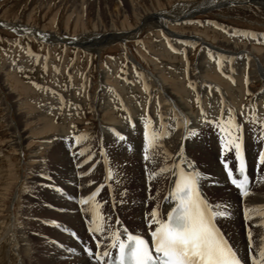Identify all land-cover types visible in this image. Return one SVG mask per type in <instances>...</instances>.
<instances>
[{
    "label": "rangeland",
    "instance_id": "1",
    "mask_svg": "<svg viewBox=\"0 0 264 264\" xmlns=\"http://www.w3.org/2000/svg\"><path fill=\"white\" fill-rule=\"evenodd\" d=\"M191 1L196 0H0V24L4 23L3 26L0 25V175H2V179L0 176V264H28L30 254L32 253L31 256L34 255L36 258L38 250H41L39 237L45 234L44 221L41 223L42 219L38 220L36 213L29 212V214L25 213L27 214L25 216L22 215L25 206L40 196L39 187L47 188L50 185L62 188L65 201L80 207L78 214L84 221L82 230L89 235L93 204L96 205L98 218L110 224L113 218H118L117 221H119L121 215L125 214L123 206L130 203L129 200L134 197L132 192L136 189L144 196L147 194L145 188H152V190L148 189V195L151 197L148 200H153V196L157 194L155 203L162 197L161 192L167 172L161 173V162H169L167 164L170 168L173 149L176 146V141L172 140L176 138L173 131L177 133L178 130L172 128L169 129L170 132L167 130L160 132L151 123L152 114L159 117V110L165 108V111H169L168 108L170 109L172 105L170 101H166L158 104L157 108L153 106L155 101L152 100L159 101V96L158 99L152 98L156 89L150 80L144 87L135 80L132 74L133 71L134 74L137 73L134 69H139L138 65L143 68V72L160 73L168 86L171 89L175 88L172 92L182 97L185 102L189 98L188 95H191L189 99L192 97L190 103L192 113L193 111L194 113L207 111L208 108L207 100L209 99L202 93V90L204 91L202 79L211 82L205 84L222 89L221 91L226 96L225 99L230 101L235 108L251 103L254 94L263 89L264 80H259L251 74L253 69L250 66L244 67L238 75L239 78L237 77L238 79L234 82H230V79H234L237 74L235 64L219 66L227 72L228 77L226 73L219 69L216 70V65H210L213 71L210 69L203 78V73H200L197 65L203 49L202 44L189 41V45L185 41L187 46L184 45L183 51H176V49L173 51L169 49L168 44L174 40L165 38L163 31L149 27L143 28L136 37L126 42L118 41L105 45L99 52L86 49L82 43V46H79L77 45V43L80 44L79 42L71 43L67 39L63 40V37L69 39L82 34H101L103 30L99 27L103 26L108 29L110 23H114L117 29H132L141 24L138 17L146 11L168 12L182 8ZM228 1H224L228 2L227 4L220 6L218 4L217 7L213 6L197 12L190 21L171 22L169 23L170 28L186 35L204 37L217 47H222L224 43H233L232 45L255 49L258 57L264 55V7L252 2L230 3L231 1ZM6 23L10 26L19 24L27 28L42 30L47 36L18 33L10 27H4ZM56 35L59 39H54ZM205 56L207 57L208 54ZM128 58L132 59L133 63ZM103 78L106 83H109L108 91L110 92L104 89L106 93L98 106L108 107L102 116H98L91 111V108L94 107L95 96L98 95L99 85ZM4 82L9 84L12 91L7 90ZM133 85L135 87L132 89ZM229 85L234 92L231 91ZM156 93L158 95V92ZM197 93L200 94L199 97ZM132 96H134L133 99ZM146 98H149L148 101ZM128 100L130 102L127 103ZM235 103L237 106H234ZM260 104L264 106V100ZM46 105L47 107H44ZM217 108L216 111H219L220 106ZM218 111L219 117L211 121L219 123L225 132L221 134L213 124L202 131L201 135L206 133L203 144L201 143L202 136L198 137V142L202 144L205 152L208 155L212 154L213 158L214 144L210 138L211 132L215 138L221 134L220 138L226 139L227 130L233 126L229 122L239 123L237 120L227 118L229 115L233 116L229 113L230 111L226 113V116V109H224L223 117H221L222 112ZM144 113L148 115L144 116ZM237 114L240 116L238 112ZM124 118L129 119L126 122L128 126L125 127L127 131L122 133L126 136V141L121 143L116 139L115 129L117 124H125ZM165 119L174 122L177 115L167 114ZM241 120L249 123L251 119L241 118ZM10 121H14L15 125L14 123L12 125ZM146 123H148L150 133L154 132L156 135L155 141L148 146V152L150 151L147 153L148 161L144 160L142 138L143 126ZM244 128L249 132L245 143L247 152L251 151V141L254 139L258 140V146L264 150L263 138L251 134L252 126ZM16 133L25 138L20 147L14 142L13 137ZM99 135L103 139L99 138ZM158 147L163 149L157 151ZM206 147H209V152L206 151ZM155 148H157L156 151ZM80 153L84 155L81 156ZM9 159L12 160L10 164ZM198 165H200L199 162ZM262 165L264 164L260 163V167L257 168V174L262 173ZM9 170L13 172L14 180L9 179L11 175ZM70 176L71 179L68 178ZM259 181L253 184L251 195L253 199L262 198L259 197L262 192L264 195V184ZM94 184L98 185L99 190L92 203L79 205L75 202L85 198L95 186ZM14 186L17 187L18 196L10 201L9 193ZM159 189L161 192L157 193ZM40 201L38 198L37 204ZM219 208L217 211L221 212L223 209ZM263 209L264 206H261L260 210ZM86 212L88 214H85ZM243 214L246 215L244 221L248 223L247 211L243 210ZM54 218L47 224L48 228L53 227L58 230L54 224L59 223L63 226L62 228L58 225L61 227L60 233L70 236L75 242H81L83 238L80 239V232L70 225L69 221L58 218L57 215ZM13 221L17 225L26 224L28 229L26 228L21 235V232L10 228ZM245 228L248 229L249 225L247 224ZM14 233L17 234L14 235ZM70 233H75V237ZM247 234L245 237L248 240ZM81 243L89 242L83 240ZM54 244L58 247L62 243L54 241ZM60 247L63 246L60 245Z\"/></svg>",
    "mask_w": 264,
    "mask_h": 264
},
{
    "label": "bare ground",
    "instance_id": "2",
    "mask_svg": "<svg viewBox=\"0 0 264 264\" xmlns=\"http://www.w3.org/2000/svg\"><path fill=\"white\" fill-rule=\"evenodd\" d=\"M224 1H228V0H196V1H191L187 4H185L182 8L179 7L175 10L172 9V11H168V12L146 11L143 14L140 13L141 15H140V17H138L140 19L141 24L132 28V29H117V27L114 23H110V25L108 26V29H105L103 26L99 27V29L103 30V32L101 34H93V33L92 34L91 33L90 34H82L81 36H77V37L73 36L69 39L67 37H63V40L67 39L71 43L79 42L80 44L77 43V45L82 46L81 45V43H82L86 47V49L87 48H88V50L94 49V51L99 52L100 49L102 47H104L105 45H109L111 43H116L118 41L126 42L128 39H131L132 37L133 38L136 37L142 31L143 28L146 29V27H149L150 29H157L159 31H163V33L166 36L165 38L173 39L174 41H172L170 44H168L169 49H171L173 51H175V49H176V51H180V50L183 51V48H185V46H187L185 41L187 42V44H189V41H193L194 43L202 44L203 49L201 51L200 60L198 61L197 65H198L200 73H203V76H202L203 78H204V74L207 73L208 71H210V69L212 68L210 65H212V66L216 65L217 66L216 70L219 69L223 73H226V75L228 77L227 72L223 71L222 68H219V66H222L223 64H235V65H237L236 66L237 74L235 75L234 79L231 80L229 78L230 82H232V81L234 82L235 80H237L239 78L238 75L241 72V70L244 67H248V66L252 67V69H253V71L250 70L251 74H254L257 77V79H259V80H264V55L260 56L262 54L261 53L259 55L260 57H258L256 54L258 52L255 49L248 47V46L232 45L233 43L232 44L224 43L222 45V47H217V46L213 45V43H211L207 39H205L204 37L195 36L193 34H192L193 36H190V34L186 35V34L171 30L169 23H171V22L181 23V22L190 21L192 16L194 14H196L197 12L207 10L208 8L213 7V6L217 7L218 4H219V6L224 5V4H227L229 2L228 1L227 3H225ZM230 1H231L230 3H234V2L235 3L236 2L251 3L252 2L254 4L256 3V4L261 5V7L262 6L264 7V0H230ZM221 3H223V4H221ZM132 9H134V8L132 7ZM96 18L98 20V17H96ZM3 24L4 23H1L0 25L3 26ZM5 26L10 27V29H12V30L14 29L18 33L24 32L26 34L30 33V34H35V35L41 36V37L47 36V35H45V33L42 30L27 28L26 26L19 25V24L13 25L14 28H12L13 26L12 25L10 26L9 23H6L4 25V27ZM57 36L58 35H56L54 37V39H59ZM73 38H75V39H73ZM60 39H61V37H60ZM54 41H56V40H54ZM166 43H168V42H166ZM205 54H208V56L206 57ZM128 59L131 63H133L132 59H130V58H128ZM204 59L205 60L208 59V61H205ZM160 61H161V59H160ZM138 67H139V69H134L137 71V73L134 74V71H133V74H132L133 77L135 76V80H137V82L140 83L143 87H144V85H147V83H149L148 80H150L152 82V84L154 83V87H155L156 91H155V95H153L152 98H154V97L157 98L159 96V101L153 99L152 101L153 102L155 101V103H154L155 105H153V106H156V108H157L158 104H160L162 102H166V101H170L171 105H172L170 107V109L168 108L169 111H165V108L162 110H159L160 111V112L158 111L159 112L158 116L160 115L159 117L154 116V114L151 113L153 116V118H152V116L150 115V117L152 118L151 123L155 126L156 130H158L160 132L163 130H167L168 132H170L169 129H172V128H176L179 131V132L177 131V133L176 132L174 133V131H173V135L176 138H174V139L172 138V140L176 141L175 142L176 146L173 149V155L171 157L172 161L169 164L170 168H168V164H167L169 162H166V161H165L166 163H163L164 161L161 162L162 163V166L160 167V168H162L161 173L163 174L164 172H167V178H166L164 186H163V191L161 192L160 189L157 191V193H160V192L162 193V197H160L158 202L155 203L157 200L156 199L157 194L153 196V200L152 199H151V201L148 200V198L150 197V195H148L149 194L148 189L152 190V188L146 187L145 192L147 194H145L144 196H142L141 192L138 191V189H136L135 191L132 192L134 194V197L131 200H129L130 203L125 204L123 206V208H124L123 213L125 212V214L121 215L122 217L120 218L119 221H117L118 218H113L112 223L107 224V222L104 221L102 218H98L95 222H92V220H90V222H91V224H89L91 226V227H89L90 230L93 228L100 227L102 229V231L97 232V233H92L90 231V235H89V234H87V232H85V230L84 231L82 230V225H83L84 221L82 220V217L79 216V214H78V210H80V207L73 206V205L67 203V201H65V198H64L65 197L64 191H63V195H59L53 191V187L50 185L47 188L43 187V186L39 187L40 196L38 198L41 200L40 203L37 204L38 198L33 199L30 203H28L27 206H25V208L23 209L24 212L22 213V215H24V216L27 215L25 213H28V214H29V212L30 213H36V215H38L37 219L38 220L42 219L41 223L44 221V226H45L44 227L45 228V230H44L45 234L42 235L43 234V232H42L41 233L42 236L39 237V241H41V245L39 243L41 250H38L36 258L34 255L31 256L32 253L30 254V259H28V261H30V262L28 264H98L97 260L94 258L95 253L97 251H99L100 255L103 256V253L105 250H107L110 253L112 260H114L117 250L111 247V243H112L111 237L113 236V234L119 233L121 236V239H123L125 241L127 239V234L138 235L141 237H150L151 231L154 230V228H155V224L152 223L151 213L153 211H157L158 218H166V213L170 210V207L174 206L172 201L169 199V196H170V193L172 191H174V181L177 178L179 171H181L182 166L184 167V169L191 171L193 169L194 165H195V171L200 173L199 181H198L199 189H200L202 195L204 196V198H206V200L209 202V207L213 208V210H215V211H217V208L220 207L219 209H221V208L223 209L221 212H225L226 214H230L228 219L221 221L219 224V226L222 229V232L226 233V238L229 240V243L232 246H234V250L237 252L239 257L243 258V260L246 261L247 264H250V260H249L250 252L248 249V243H247L248 240L245 237L246 233H248L249 231L252 233V237H251L252 247H253L255 254H258L259 246H264V216H263L264 209L260 210L261 206H264V199H263L264 195H262L263 194V192H262V194H259V197H262V198L253 199L251 197L254 182L260 180L259 182H261V184H264V175H263L264 174V165L261 166V171L263 174L262 173L257 174L256 170H257V168L260 167V163L258 162V156L257 155L261 151L262 148H261V146H258V140L254 139L253 141H251V143H252L251 151L248 150V152H247V146L245 145V143H246V139H247V134H249V132H248V130L245 131L244 127L245 126H252V129L250 131L251 134L255 135V136H261L264 140V125H263L264 124V106H262L260 104V102L264 100V87L258 93L255 92L256 94H254L253 100L251 101V103L244 105L242 107L235 108V107H233V105L230 104V101H227V99H225L226 96H224L223 92L221 91L222 89L220 90V88H215L211 85H207L205 83L208 81L205 79H202L204 81V82H202V87H204L203 88L204 91L202 90V93H204L205 94L204 96L209 99V100H207L208 101V108L206 109L207 111H205V110L204 111H197V113L196 112L194 113V111H193V113H192L191 112V106H190L191 105L190 103L192 101L191 100L192 97H191V99H189L191 95L187 94L189 98L186 100V102H187L186 103L182 99V97H180V96L176 95L174 92H172V89H175V88L173 87L171 89L168 86L165 79L161 76L160 73H157V74L154 73L153 74L150 72H145V71L143 72V70H142L143 68L140 65H138ZM171 67H173V66H171ZM223 69H224V67H223ZM179 71H181V70H179ZM211 71H213V70L211 69ZM180 74L181 73L179 72V76H180ZM198 74H199V72H198ZM102 77H104V76L102 75ZM192 81L194 82V80H192ZM208 83H211V82H208ZM3 84L7 88V90L12 91L8 83L4 82ZM108 84L109 83H106L104 81V78H103V80L100 82V85H99V91L97 92L98 95L95 96L96 98L94 100L95 101L94 107L91 108V111H93L98 116H102V114L106 111V108L108 107V106L105 107L106 105L105 106L103 105L104 107L102 105L98 106L99 102H102L101 98L104 96V93H106V91L109 90ZM135 84H137V83L135 82ZM179 85H181V84H179ZM192 86H194V85H192ZM134 87L135 86L133 85L132 89ZM146 87H148V86H146ZM152 87H153V85H152ZM194 87L196 88V86H194ZM194 87H191V88L194 89ZM104 89H107V90L104 92ZM128 89H129V87H128ZM230 89L232 92H234V89L232 87ZM200 90H201V88H200ZM108 92H110V91H108ZM150 92H151V90H150ZM156 92H158V95H156L157 94ZM185 93H183V95ZM202 93H201V95H202ZM127 94H129V93H127ZM241 94L243 95V93H241ZM149 95H150V93H149ZM151 95H152V93H151ZM196 95L199 97L200 94L198 95V93H197ZM127 96H129V95H127ZM133 97L134 96H132V99H133ZM230 97L232 98V96H230ZM230 97H228V98H230ZM194 98H193V100H194ZM148 99H147V101H148ZM199 99L201 100V98H199ZM199 99H196V100H199ZM105 101H107V100H105ZM128 102H130V101L128 100L127 103ZM202 102H204V100ZM204 103L206 104V102H204ZM109 104H110V102H109ZM132 104H133V102H132ZM235 105H236V103L234 104V106ZM92 106H93V104H92ZM217 106H220L219 111L218 110L217 111L222 112L221 117H223L224 109H226L225 114L228 111H230L229 113L233 114V116L229 115L227 118L231 119V120L234 119V121L235 120L239 121V123L243 127V140H244L245 155H246V160H247V169H248V173L250 174L251 179H252V185H251L250 191L243 198H241V196L239 195L238 190L229 183V181L226 178L225 172L222 170V167H221L219 161L217 160V156L219 153V140H222L220 138L221 134H219L220 136L215 138V137H213V132H211L210 138L212 140V143L214 144V146H213L214 158L212 157V154L208 155L205 152V150L201 154H199L195 157H191L189 155L183 154L182 149L178 147V146H182L185 144L186 138L191 136L192 132H198L199 137H200V135L202 134V131L206 130V128H208L210 126L209 124L205 123V120L211 121V120H215L216 117H219V115H217V111H216V109H218ZM44 107H47V105ZM200 107H201V104H200ZM124 109H125V107H124ZM145 110H146V108H145ZM121 111H123V110H121ZM237 112L239 113L240 116H238ZM172 113L177 115V119L174 122L167 121L165 119V115L172 114ZM219 114L221 115V113H219ZM127 115H128V113H127ZM145 115H146V113H144V116ZM131 116H137V115H131ZM226 116H227V114H226ZM168 117H170V116H168ZM240 117L242 119H251V120L249 123L243 122V120H241ZM128 119L127 118L125 119V124H121V125L117 124L116 125V129H115L116 133L117 132L125 133V130H126L125 127L127 125L126 122L128 121ZM147 122H148V120H147ZM10 123H12V125H13L14 121H10ZM146 124H148V123H146ZM261 124L263 126H261ZM14 125H15V123H14ZM110 129H112V128L110 127ZM254 129H255V131H254ZM102 130H100V131H102ZM201 136H202L201 143L203 144L204 140L206 139V133L204 135H201ZM13 138H14V142L17 143V146H19V147L22 146L23 140L25 139L23 137V135L16 133V135L14 134ZM99 138H101L100 135H99ZM101 139H103V138H101ZM202 144H201V146H202ZM158 148L159 149L157 151H159L160 149H163L161 147H158ZM156 149L157 148H155V151H156ZM206 151L209 152V147H206ZM161 153H163V152H161ZM152 155L154 156L155 154H152ZM158 155L159 154H157V156ZM161 155H163V154H161ZM159 157H160V155H159ZM126 159H128V158H126ZM221 159H222V157H221ZM11 161L12 160L9 159V164ZM197 161L199 162L200 165H198ZM153 162H155V161H153ZM117 163H119V162H117ZM217 163H218L219 168L217 166ZM9 164H8V166H9ZM37 166L40 167L39 165H37ZM87 167H89V166H87ZM115 167H117V166H115ZM153 167H154V165H153ZM12 169L14 170V168H12ZM167 169H170V170H167ZM7 171H8V169H7ZM123 171H124V169H123ZM101 172H103V171H101ZM125 172H126V170H125ZM92 173H93L92 178L94 180V177H93L94 171ZM9 174H11L9 176V179L14 180L13 172L10 171ZM58 175H60V173H58ZM95 175H96V173H95ZM0 176L2 179V175H0ZM160 176L161 175H159V177ZM97 177H99V176L97 175ZM131 177H132V175H131ZM157 177H158V175H157ZM90 181H91V179H90ZM151 182H153V181H151ZM97 186L98 185H95L93 188H91L90 191L88 189L89 192L86 194V197L91 195L93 192L98 193L99 187H97ZM156 186H157V188H159L158 185H156ZM261 186H263V185H261ZM153 187H154V185H153ZM16 188L17 187H15V186H14V189L11 188V191L9 193V195H10L9 200L10 201L18 196L17 195L18 191L16 190ZM142 188H143V186H142ZM222 189H224V191ZM96 196H97V194L95 196H93V199L94 198L96 199ZM212 198H214V199H212ZM243 210H246L247 214L249 216L248 223L244 221V218L246 215L243 214ZM217 212L219 213V211H217ZM56 215L58 218H64L65 220L69 221V224L72 225L74 228H76L80 232L79 233L80 239L83 238V239H81L82 241L85 240L86 242H89V243H81L80 241L75 242L70 236H65V234L60 233L61 227L63 228V226L60 225L59 223H57L59 226H61V227L57 226L59 231L56 229H53V227L48 228L47 224H49L52 221V219L54 218V216H56ZM217 219H219V217H217ZM10 220H12V219H10ZM62 223L64 224V222H62ZM247 224L249 225L248 229L245 228L247 226ZM9 227H10V225H9ZM10 228L11 229L14 228V230L16 229L17 232H21V235H22V232H25L27 226H26V224L17 225L16 222L14 223V221H13V224H11ZM42 229H43V227H42ZM132 229H134V230L131 231ZM14 230H12V231H14ZM86 230H87V228H86ZM16 234L14 233V235H16ZM24 236H27V235H24ZM89 236H92V237L89 238ZM19 237H20V235L18 236V238ZM54 241L61 242L62 244H60V245H62L63 247L61 248L60 245L57 247L54 244ZM98 243L100 245L99 249H97ZM85 246H87L88 248H90L93 251L92 257H90L84 251ZM102 264H107V258H105L102 261Z\"/></svg>",
    "mask_w": 264,
    "mask_h": 264
},
{
    "label": "snow or ice",
    "instance_id": "3",
    "mask_svg": "<svg viewBox=\"0 0 264 264\" xmlns=\"http://www.w3.org/2000/svg\"><path fill=\"white\" fill-rule=\"evenodd\" d=\"M205 123L215 124L221 134L225 132L219 123L207 120ZM229 123L233 126L227 130L226 139L219 140L217 160L229 183L238 190L239 195L243 198L247 195L246 190L249 189L251 183L246 172L243 128L238 122L230 121ZM198 137V132H192L191 136L186 138L185 144L178 146L182 149L183 154L195 157L204 151L198 142ZM142 138L144 160L148 161V146L155 141L156 135L154 132L150 133L147 124L143 126ZM116 139L124 143L126 136L117 132ZM80 155L83 156L84 153H80ZM258 160L264 164V150L258 153ZM199 176L200 173L195 171V165L191 171L182 166L174 181V191L169 196L174 206L170 207L166 218H158L157 211L151 213L152 223L155 224L154 230L151 231V248L148 242L138 235L127 234L125 241L121 239L119 233L113 234L111 247L117 250L115 264H247L243 258L238 256L234 246L230 245L226 238V233H223L219 226L220 222L228 219L230 214L218 213L209 207V202L199 190ZM68 178L71 179V177ZM53 191L63 195V189L59 186H53ZM96 194L93 192L75 202L79 205H89ZM98 215L96 205L93 204L92 222L98 219ZM54 226L58 225L54 224ZM90 231L97 233L102 229L97 227ZM70 234L75 237V233ZM247 236L250 264H264V246H259L258 254H255L252 247V233L249 231ZM99 247L98 243L97 249ZM84 251L90 257L93 256V251L87 246ZM94 258L98 264H102L105 258H107V264H113L107 250L104 251L103 256L97 251Z\"/></svg>",
    "mask_w": 264,
    "mask_h": 264
}]
</instances>
